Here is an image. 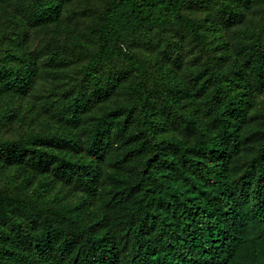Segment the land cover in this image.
<instances>
[{
	"label": "trees",
	"instance_id": "16d2710c",
	"mask_svg": "<svg viewBox=\"0 0 264 264\" xmlns=\"http://www.w3.org/2000/svg\"><path fill=\"white\" fill-rule=\"evenodd\" d=\"M73 1L0 0L9 121L87 60L42 131L0 138L22 180L0 187V264H264V0H106L85 27Z\"/></svg>",
	"mask_w": 264,
	"mask_h": 264
},
{
	"label": "rangeland",
	"instance_id": "374dc122",
	"mask_svg": "<svg viewBox=\"0 0 264 264\" xmlns=\"http://www.w3.org/2000/svg\"><path fill=\"white\" fill-rule=\"evenodd\" d=\"M105 1L106 0H74L70 3V12L75 14L77 18L76 20L82 19L84 21L85 27L93 21L96 9H98ZM10 10V8L5 9L4 13L2 7H0V25H2L3 22L9 18L7 12L10 13ZM259 20L264 25V13L260 14ZM3 27H1L0 30ZM4 30L10 31L6 27L4 28ZM80 33L81 32L77 33V37L79 38H81ZM1 34L3 35L4 41L7 42V39H9V37H7L4 32H1L0 35ZM39 42L40 39L34 41L35 44ZM157 43L158 38L157 36H154L153 45H156ZM134 48L145 57L157 55L161 50L160 45L152 49L151 47L143 44L142 41H137ZM86 63V57L76 55L70 60L69 64L63 67L61 77L57 79H46L43 77L39 81V85L38 87H36L35 91H37V89L42 90L44 85L46 84L48 90L45 91V95H42V92L36 94H34L33 92L30 97L18 100L13 106L15 108L16 117V119H14L13 121H9L7 117H4L5 110L8 106V99L4 96L0 97V138L13 139L15 137H18L19 134L25 132L27 129L29 130L31 127H33L36 131H42L43 128L41 127V125L34 122V120H36L37 116L44 110L43 106L46 103H50L51 101L46 96L48 95V93H53V91L49 89H53L54 87H56V92H59L61 88L67 87L71 82L77 81L80 78L79 70L83 66H85ZM58 80H61L60 83H58ZM258 102L259 106L257 110L264 107V94L259 98ZM18 175L19 173L17 169H0V187L3 189H7V192L14 194L18 193L19 189H21L20 183L22 182ZM35 187L36 185L32 189H34ZM31 190H29V192H32ZM53 196L54 195H49V197Z\"/></svg>",
	"mask_w": 264,
	"mask_h": 264
}]
</instances>
